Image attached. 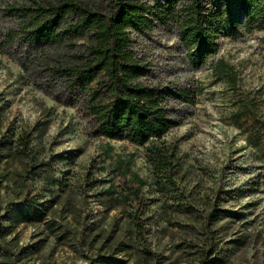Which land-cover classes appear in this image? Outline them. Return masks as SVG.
<instances>
[{
    "label": "rangeland",
    "instance_id": "374dc122",
    "mask_svg": "<svg viewBox=\"0 0 264 264\" xmlns=\"http://www.w3.org/2000/svg\"><path fill=\"white\" fill-rule=\"evenodd\" d=\"M225 3L238 15V0ZM29 4L0 0V215L9 230L0 243L17 264H201L215 255L223 257L219 264H264V31L220 38L214 60L231 67L227 74L209 65L192 70L172 28L160 22L137 39L152 80L194 91V106L172 105L181 124L164 140L177 146L178 183L196 208L206 214L214 203L221 210L205 255L198 221L162 220L159 194L145 188L142 202L122 200L130 165L117 159L135 152L129 169L149 180L144 148L111 141L108 154L107 140L89 135L74 95L53 71L82 47L25 37ZM26 134L36 162L16 152ZM24 196L43 203L41 220L24 217Z\"/></svg>",
    "mask_w": 264,
    "mask_h": 264
},
{
    "label": "trees",
    "instance_id": "16d2710c",
    "mask_svg": "<svg viewBox=\"0 0 264 264\" xmlns=\"http://www.w3.org/2000/svg\"><path fill=\"white\" fill-rule=\"evenodd\" d=\"M206 2L210 7L204 6ZM238 7V15L225 0H31L25 8L30 16L24 24L25 37L44 45L65 42L82 47L76 48L53 71L63 88L74 95L75 106L79 107L89 135L107 140L104 148L108 154L114 152L111 141L144 148L149 180L130 171L135 152L128 153L126 161L117 159L120 166L130 165L123 173L129 175L132 184L127 182L121 187L122 200L142 202L145 188L159 194L162 220L169 221L172 215L198 221L208 246L205 255L213 251L214 224L220 219L221 210L214 203L206 214L196 208L191 196L178 183L182 164L177 146L164 140L171 128L181 124L171 111L172 105L194 106V91L152 80L150 65L137 53L136 44L155 22H160L172 28L192 70L199 71L209 65L216 73L227 74L231 67L214 60L220 50V38H237L243 30L264 31V0H238ZM19 140L17 154L36 162L30 135ZM3 158L0 152V162ZM110 186L113 193L115 187ZM18 205L24 206L26 219H42L45 207L34 197L24 196ZM3 217L0 215V239L9 233L2 223ZM136 224L144 231L143 223ZM147 253L154 258L150 251ZM0 256L5 258L0 264H17L16 254L1 243ZM219 263H223L219 255L210 261L201 260V264Z\"/></svg>",
    "mask_w": 264,
    "mask_h": 264
}]
</instances>
